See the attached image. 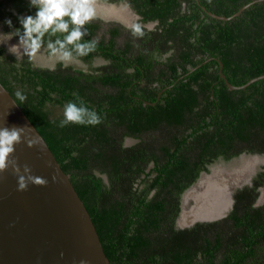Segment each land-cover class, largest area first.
<instances>
[{
	"label": "trees",
	"instance_id": "trees-1",
	"mask_svg": "<svg viewBox=\"0 0 264 264\" xmlns=\"http://www.w3.org/2000/svg\"><path fill=\"white\" fill-rule=\"evenodd\" d=\"M102 1L125 2L144 35L91 22L84 39L99 44L81 58L87 69L27 57L17 69L0 46V82L13 98L27 94L20 107L69 174L109 264H264V165L233 190L225 216L177 223L183 193L202 173L264 154V78L229 89L218 62L233 85L264 73V1L225 20L208 11L230 16L251 0ZM13 10L29 14L27 0H0L6 32V17L19 26ZM75 93L101 124L57 126Z\"/></svg>",
	"mask_w": 264,
	"mask_h": 264
},
{
	"label": "water",
	"instance_id": "water-1",
	"mask_svg": "<svg viewBox=\"0 0 264 264\" xmlns=\"http://www.w3.org/2000/svg\"><path fill=\"white\" fill-rule=\"evenodd\" d=\"M242 5L230 16L208 14L229 19L240 14L254 2ZM219 76L229 89H240L264 78V73L244 84H231L222 72ZM0 82V128L23 127L21 142L10 156L18 166L27 165L33 176L48 181L46 185L29 183L26 190L18 189V175L12 167L0 172V264H109L99 234L84 202L75 190L43 136ZM35 141L32 147L27 140ZM55 177V179H53ZM233 193V192H232ZM232 193L226 207L215 215L198 220L223 217L232 206ZM189 224V225H190ZM61 253L63 255H61Z\"/></svg>",
	"mask_w": 264,
	"mask_h": 264
},
{
	"label": "clouds",
	"instance_id": "clouds-1",
	"mask_svg": "<svg viewBox=\"0 0 264 264\" xmlns=\"http://www.w3.org/2000/svg\"><path fill=\"white\" fill-rule=\"evenodd\" d=\"M27 7L29 14L16 13L13 10L18 27L13 24L10 17H6L3 24L11 31L7 33L0 31V35L8 37L6 41H0V46H6L7 52L15 57L14 66L17 69L22 67L21 61L25 57L31 61L42 49L47 51L49 58H54V61L63 68L82 64L81 58L96 52L98 39H84L90 34L87 25L101 19L96 0H27ZM139 21L140 17L137 15L125 25L134 37L144 35ZM13 38L17 39L14 44L10 43ZM27 100L28 96L24 91L15 90L12 99L14 105L20 106ZM102 122L101 115L90 108L78 93H75L74 99L64 103L63 118L57 126L60 128L70 124L97 126ZM52 123L56 124V121ZM23 132V127L0 128V172L11 166L18 175V189L21 191L26 190L29 183L41 186L48 183L42 177L33 176L27 165L24 166L21 174V168L16 161L10 159L15 151V145L21 142ZM27 143L32 147L35 141L29 139ZM80 264H87V261L81 260Z\"/></svg>",
	"mask_w": 264,
	"mask_h": 264
},
{
	"label": "rangeland",
	"instance_id": "rangeland-1",
	"mask_svg": "<svg viewBox=\"0 0 264 264\" xmlns=\"http://www.w3.org/2000/svg\"><path fill=\"white\" fill-rule=\"evenodd\" d=\"M96 3L99 15L103 21H113L118 22L122 25H126L130 21L134 20L137 16V14L125 2L110 3L102 0H96ZM144 25L148 28H152L154 26V22H147L144 23ZM0 31L7 33L1 27ZM7 39V36L0 35V41H6ZM16 42V38H13V40L10 41V43L13 44ZM3 47L7 50L6 46ZM32 61L37 66H53L56 63L54 61V58H49L48 53H46L44 49H42L41 52ZM100 62H102V60L98 57L95 58L92 64L96 65ZM72 66L81 69L88 68L87 64L84 62L82 64ZM126 141L128 143L132 142L131 139H127ZM262 165H264V154H242L239 157L233 158L228 162L221 161L211 166L209 172L202 173L197 182L183 193L181 212L177 220L178 225L188 226L192 221L197 219L196 218L190 222H184L183 214L185 213V211L196 209L197 206L200 204L198 203L199 198H201V195H199V193L201 194V192L205 188V183L207 181L211 180L210 182H212L213 184L218 183L219 186L216 185L213 190L220 191L222 189L223 193L226 194V198L228 201L229 195H231L233 190L242 184L249 183L251 177ZM244 166L246 167L243 168ZM241 167L243 168V170ZM240 169L242 170V172L236 173L237 170ZM197 193L198 195H196ZM193 195H196L198 199L195 198ZM263 202L264 187L260 188L257 204Z\"/></svg>",
	"mask_w": 264,
	"mask_h": 264
},
{
	"label": "bare ground",
	"instance_id": "bare-ground-1",
	"mask_svg": "<svg viewBox=\"0 0 264 264\" xmlns=\"http://www.w3.org/2000/svg\"><path fill=\"white\" fill-rule=\"evenodd\" d=\"M245 167L246 166H244L243 168H245ZM243 168H242V170H243ZM242 170L241 169L237 170L236 173L242 172ZM210 181H207L205 183V188L203 189L201 194L199 193V195H201V198H199V202L198 203H200V204L197 206V208L189 210V211H185V213L183 214L184 222H190V221H192V220H194L196 218L211 217V216L215 215L216 213L221 212L226 207V205L228 203L227 198H226V194L223 193L222 189L220 191L213 190L216 185L217 186H219V185H218V183L217 184H213ZM196 195H198V193ZM196 195L195 196L193 195V196L198 199V197Z\"/></svg>",
	"mask_w": 264,
	"mask_h": 264
}]
</instances>
